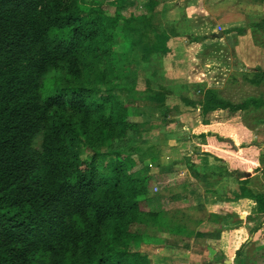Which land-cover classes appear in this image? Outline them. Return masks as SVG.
<instances>
[{"label":"trees","instance_id":"16d2710c","mask_svg":"<svg viewBox=\"0 0 264 264\" xmlns=\"http://www.w3.org/2000/svg\"><path fill=\"white\" fill-rule=\"evenodd\" d=\"M170 2L147 0L145 13L125 15L124 3L107 5L104 0H0V264H154L148 248L159 237H220L217 226L206 231L169 226L176 214L152 211L148 205L155 175L142 169L148 159L155 163V150L116 147L133 136L147 140L145 122L132 119L136 99L122 100L121 95L131 90L124 80L132 78L139 53L148 63L153 54L170 58L176 37L184 38L175 27L151 37L146 31L151 13L177 7ZM248 30L257 60L264 49V15L225 33ZM215 34L190 40L222 39ZM147 70L140 96L163 106L175 89L160 82L157 70ZM248 70L243 73L247 83L264 84L261 66ZM50 72H55V93L43 97ZM194 85L195 91L198 83ZM182 93L179 89V100L187 107L198 105L202 115L190 137L205 146L228 143L234 151L242 145L219 136L221 115L264 107L262 96L234 103L215 88H205L195 100ZM262 139L250 144L263 151L261 165L249 162L238 168L209 151H196V157L203 158L204 167H209V157L219 164L203 170L193 158L189 161L191 174L207 186L206 195L211 193L213 200L250 202L249 210L237 216L252 224L253 232L264 229V190L255 185L264 173ZM212 177H234L238 189L228 192L222 184L217 190ZM200 201L192 205L194 215L186 214L189 220H203L206 205ZM253 255L254 249L243 244L235 262L254 264Z\"/></svg>","mask_w":264,"mask_h":264},{"label":"rangeland","instance_id":"374dc122","mask_svg":"<svg viewBox=\"0 0 264 264\" xmlns=\"http://www.w3.org/2000/svg\"><path fill=\"white\" fill-rule=\"evenodd\" d=\"M128 1L131 3L129 4ZM228 1L171 0L168 6L174 4L177 7L174 9L167 7L169 10L166 13H162L161 10L151 13L146 20V31L150 37L154 32H165L169 27H175L177 31L185 33L184 38L176 37L175 54L170 58L153 54L152 63H148L138 52L131 66L133 76L129 80H124L128 81L127 85L131 90L122 95L120 93L122 100H126L129 96L136 99L134 102L136 106L133 108L135 114L132 119L145 122L144 126L148 133L145 137L147 140H138L133 136L130 142L118 143L116 147L121 149L132 147L139 151L152 147L157 155L155 163L148 159V167L142 169L155 175L154 192L148 202L149 208L156 212L164 211L167 215L175 213V219L168 225L181 231L191 229V226L195 227L196 231H206L216 226L220 229L219 238H196L190 233H185L181 237H159L157 244L151 243L148 248L154 264H236V251L243 244L246 249H254L253 259L256 261L254 264H264V229L253 232L252 224L242 222L237 216L241 211L249 210L250 202L247 200L226 202L223 198L218 200L217 197L213 200L211 193L206 195L207 186L205 187L202 182L194 178L189 168V161L192 158L203 170L219 164L209 157L207 159L209 167H204L203 158H197L196 151H209L224 157L230 163L236 164L238 168H242L249 162L261 165L263 151L250 144L263 140L264 124L260 125L259 120L264 119V107L258 110L250 108L248 111L234 115L226 113L221 115L224 119L220 123L219 136L232 139L234 143L242 145L234 151L228 143L219 142L216 145L205 146L204 143L191 138L190 131L202 121L200 107L185 106L177 94L180 89L185 97L190 96V99L195 100L203 95L205 88H215L221 97L234 103L241 102L249 96L264 98V84L254 86L244 80L243 73H250L248 70L250 67L243 65L238 56V48H234L237 46L234 40L203 41L200 39L195 42L190 40L193 36L199 38L211 31L222 33L223 23L229 21L232 26H235L239 23L240 15L245 23L251 17L258 19L264 15V4L261 7L251 3L249 7L248 4L238 0L239 8L234 10L236 12L233 17L231 16L232 20H229V14H225L229 8L224 4L229 3ZM113 2L116 5L124 3L122 12L129 15L132 12L145 13L143 5L147 0H104L107 5ZM109 7L112 9L111 6ZM163 7H166V4ZM219 7H226V9L222 10ZM211 16L215 19L210 18ZM220 26L222 31L218 32ZM131 36L133 33L129 34V37ZM256 63L264 68V59H261L260 55ZM147 69L157 70L162 78L160 82H165L166 85L170 83L175 89L174 94L167 98L163 106L157 107L155 103L140 96V92L145 89L143 79L148 74ZM54 73L50 72L44 78V86L41 90L43 97L55 93V86L51 85L53 80L51 76ZM196 83L199 89L194 91L193 86ZM115 92L119 91L115 90ZM210 180L214 185L213 188L217 190L221 189L222 184L228 187V192L238 189V182L234 177L224 181H220L218 177H212ZM255 180L256 187L264 190V173L257 175ZM198 200L204 201L206 205V210L200 214L204 217L200 222L186 217L187 213L194 215L193 206L198 205L196 203Z\"/></svg>","mask_w":264,"mask_h":264},{"label":"crops","instance_id":"0c3cea01","mask_svg":"<svg viewBox=\"0 0 264 264\" xmlns=\"http://www.w3.org/2000/svg\"><path fill=\"white\" fill-rule=\"evenodd\" d=\"M228 2L229 3H227V2L224 3L225 5H227V8H229L228 11L226 10L227 13H225V14H229V16H230L229 20H232V17L236 12L234 10H238L239 4H238V0H229ZM230 2H233V3H230ZM244 3L248 4L249 7L252 5L251 2H247V3L244 2ZM253 4H255V5L257 4V5L262 7V5H260L258 3H253ZM216 9H217V7H216ZM220 9L225 10L226 7H222ZM224 16H226V15H224ZM210 18L215 19L212 16ZM238 22H237L238 24H236L235 26H232L231 25L232 23H230L229 21H225L222 25V26H224V30L222 31V33L227 32V30H229L230 28L236 29V28L244 27L246 25L244 19L241 18V15H240V17H238ZM214 33H216V32H214ZM222 39H227L229 41L234 40L233 42H235V44L237 45V46H234V48L235 47L238 48V56L241 58L243 65L248 66L250 68H254L256 65L261 66L260 64L256 63L255 46H254L252 39L250 37L249 30L246 31V34H243V35L237 34L236 32L225 33V35H223ZM259 55H260L261 59L262 58L264 59V49L263 48H262V52H260ZM262 69H264V68L262 67ZM183 96H184V94H183ZM186 97L190 98V96H186ZM197 125L198 124H196L195 126H197Z\"/></svg>","mask_w":264,"mask_h":264},{"label":"water","instance_id":"95a60500","mask_svg":"<svg viewBox=\"0 0 264 264\" xmlns=\"http://www.w3.org/2000/svg\"><path fill=\"white\" fill-rule=\"evenodd\" d=\"M222 35H223L222 33H216L215 34L216 37H222Z\"/></svg>","mask_w":264,"mask_h":264},{"label":"built area","instance_id":"2783aa9c","mask_svg":"<svg viewBox=\"0 0 264 264\" xmlns=\"http://www.w3.org/2000/svg\"><path fill=\"white\" fill-rule=\"evenodd\" d=\"M221 31H222V27L220 26V27H219V31H218V32H221Z\"/></svg>","mask_w":264,"mask_h":264}]
</instances>
